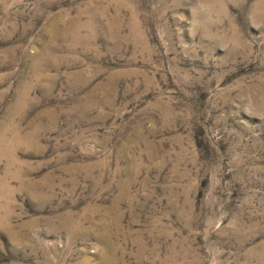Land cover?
<instances>
[{"label":"rangeland","instance_id":"obj_1","mask_svg":"<svg viewBox=\"0 0 264 264\" xmlns=\"http://www.w3.org/2000/svg\"><path fill=\"white\" fill-rule=\"evenodd\" d=\"M0 264H264V0H0Z\"/></svg>","mask_w":264,"mask_h":264}]
</instances>
